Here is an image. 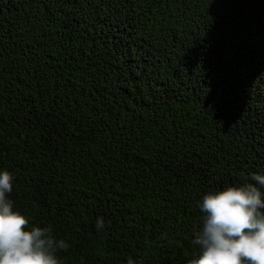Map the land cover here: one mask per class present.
Here are the masks:
<instances>
[{
	"label": "trees",
	"instance_id": "trees-1",
	"mask_svg": "<svg viewBox=\"0 0 264 264\" xmlns=\"http://www.w3.org/2000/svg\"><path fill=\"white\" fill-rule=\"evenodd\" d=\"M3 169L63 264H185L264 174V0H0Z\"/></svg>",
	"mask_w": 264,
	"mask_h": 264
},
{
	"label": "clouds",
	"instance_id": "clouds-1",
	"mask_svg": "<svg viewBox=\"0 0 264 264\" xmlns=\"http://www.w3.org/2000/svg\"><path fill=\"white\" fill-rule=\"evenodd\" d=\"M13 181L12 172L0 170V264H63L59 252L69 244L56 238L51 225L30 223L9 198ZM199 208L202 222L185 264H264V174L253 172L242 185L209 191ZM96 227L104 228L102 218Z\"/></svg>",
	"mask_w": 264,
	"mask_h": 264
}]
</instances>
